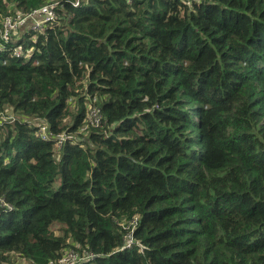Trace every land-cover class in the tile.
<instances>
[{
    "label": "trees",
    "instance_id": "obj_1",
    "mask_svg": "<svg viewBox=\"0 0 264 264\" xmlns=\"http://www.w3.org/2000/svg\"><path fill=\"white\" fill-rule=\"evenodd\" d=\"M53 1L0 39V261L264 264V0H0V21Z\"/></svg>",
    "mask_w": 264,
    "mask_h": 264
},
{
    "label": "built area",
    "instance_id": "obj_2",
    "mask_svg": "<svg viewBox=\"0 0 264 264\" xmlns=\"http://www.w3.org/2000/svg\"><path fill=\"white\" fill-rule=\"evenodd\" d=\"M79 0H76L73 4L78 5ZM57 1L47 2L41 5L39 8L33 9L32 11L26 14H16L15 16L6 15L1 19L0 22V39L2 41H8L11 39L12 34L20 27H24L26 24L33 29H42L44 25L49 24L52 22L56 17L55 6ZM4 36V37H3ZM0 41V49L3 48V43ZM5 118H9L10 120L13 119L11 114L7 115ZM101 119L99 108L95 105L89 108V114L87 116V121L90 126H96L99 124ZM85 123L81 126L79 133H82L86 127L89 126ZM41 136L44 139L49 138V134L46 131L45 124L40 126ZM65 138V134L61 133L57 137V144H60L61 141ZM127 241L129 242L131 238V234L129 233L126 236ZM77 257L74 253L68 252L63 255L61 258L58 259L56 264H74ZM0 264H7L6 262L0 261ZM49 264H54L53 262H49Z\"/></svg>",
    "mask_w": 264,
    "mask_h": 264
},
{
    "label": "rangeland",
    "instance_id": "obj_3",
    "mask_svg": "<svg viewBox=\"0 0 264 264\" xmlns=\"http://www.w3.org/2000/svg\"><path fill=\"white\" fill-rule=\"evenodd\" d=\"M28 26H29V24H26L24 27H28ZM24 27L18 28L14 33H17V36H20L22 34V31H18V30L21 28H24ZM9 114H10V111H4L3 114H0V119H4ZM78 131H80V129ZM15 264H27V263L25 261L19 259V260L15 261Z\"/></svg>",
    "mask_w": 264,
    "mask_h": 264
}]
</instances>
